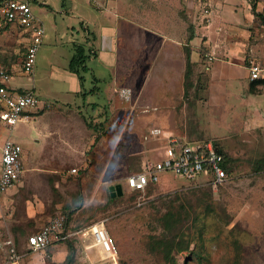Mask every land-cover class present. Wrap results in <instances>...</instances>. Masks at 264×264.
<instances>
[{
  "label": "rangeland",
  "instance_id": "1",
  "mask_svg": "<svg viewBox=\"0 0 264 264\" xmlns=\"http://www.w3.org/2000/svg\"><path fill=\"white\" fill-rule=\"evenodd\" d=\"M47 2L48 6L33 5L34 14L45 28L33 74L15 72L26 43V34L16 26L0 27V67L14 66L11 83L34 89L48 103L62 104L67 99L63 90L68 86L64 70L74 54L75 41L83 40L84 31L78 19H73L75 30L68 27L69 19L58 12L61 0ZM253 2L255 12L260 15L250 10ZM197 6L198 21L206 8L213 17L209 16V23L204 19L198 25L211 24L209 35H204L206 40L211 38L206 45L202 44L204 40L198 42L200 45L194 49L197 54L192 52V59L198 57V67H193L190 78L193 87L188 88L187 98L183 97L182 80L178 99L165 98V91L154 84L146 97L147 105H140L134 94L147 75L134 74L131 83H123V86L131 84V99L110 106L107 89L112 85L108 84L107 74L101 75L99 93L87 100L97 103L95 116L91 105L89 109L86 105L92 115L84 113L87 118L84 110L78 111L80 107L68 106L71 129L83 133L77 140L76 153L53 175L59 178V190H54L60 199L58 209L52 207V193L39 188L44 191L40 198L48 211L53 216L56 212L66 216L73 228L104 220L119 250L118 264H264V169L254 170L257 165H264V88L255 86V92H249L246 68L249 59L264 60V0H200ZM220 55L227 59L214 60L209 64L210 72L204 69L208 57ZM84 75L89 81L91 76ZM77 102L83 103L81 98ZM82 116L94 125L95 132L87 129ZM19 124L11 131L0 124V144L7 138H18L23 132L17 129ZM154 127L185 137L189 142L216 143L231 161L228 179L213 186L162 174L151 191L130 190L124 183L125 177L156 157L163 143V138L144 139ZM24 129L32 134L34 123H25ZM28 162L24 160L22 179ZM72 168L76 172L69 174ZM32 172L34 178L45 177L42 171ZM121 183L122 195L111 197L108 187ZM18 199L20 205L23 200L20 196ZM167 212L175 216L176 230L170 233H176V244L164 258L150 243L165 233L162 218ZM0 220L3 231L4 216ZM21 230L13 237L18 250L25 251L32 227L27 225ZM51 249L30 253L21 264H56L50 258ZM5 261L6 255L0 250V264ZM82 263V254L76 247L72 261L58 264Z\"/></svg>",
  "mask_w": 264,
  "mask_h": 264
},
{
  "label": "crops",
  "instance_id": "2",
  "mask_svg": "<svg viewBox=\"0 0 264 264\" xmlns=\"http://www.w3.org/2000/svg\"><path fill=\"white\" fill-rule=\"evenodd\" d=\"M26 1L30 3L32 10H34V4H45L48 6L47 0L44 2L41 0L42 3L39 2L40 0ZM199 1L61 0V7H57L58 12L69 19L68 27L71 30H75L74 20L78 19L77 22L80 23V27L84 31L83 40L75 41L74 45L76 43L84 44L85 52L88 54L85 62L87 71L83 73L84 82L81 85L77 75L71 72L66 64L64 74L68 78V86L63 91L67 99L62 104L59 101L48 103L42 100L35 93L34 89L19 87L9 80L8 88L10 91L24 92L32 90L38 98L39 103L35 108L26 112L29 115L28 119L19 121L20 124L17 129H23V132L18 138L13 139L22 148L23 171L18 180L8 190L0 194V218L4 216V225L6 226L3 231L0 230V250L7 258V261L1 264H21L24 257L30 253H40L48 248H52L50 250V258L56 264L60 263V261L67 263L72 261L76 247L79 248L82 254V264H118V248L117 256L114 260L105 257L101 248L94 245L89 233L74 234V232L88 225L73 228L69 225L66 216L65 228L69 232L67 240L53 244L41 251H31L27 246V237L37 232L41 226L52 218L61 214L60 212H56L53 216L52 212L48 211V208L45 207L46 203L40 198V194L44 193V191L39 190V188H45L46 191L52 193V207L53 209H58L60 199L56 198L57 193L54 190L58 189L59 178L53 177V175L63 169L69 161V156L76 153L77 140L83 133V131L79 133V131L71 129L69 114H67L69 111L68 106L71 105L75 109L80 107L78 111L84 110L82 111L83 114L86 113L88 116H92L89 115L87 110L89 109L88 106L91 105L93 106L91 107L94 112L93 116H95L97 103L94 101L87 102V100L90 95L99 93L98 83L102 79L101 75L107 74L108 84L112 85L111 88L108 87L107 89V102L110 106H116L122 100L127 101L131 99L133 96L131 84L123 86V83H131L134 74L147 75L145 80H141L144 82L143 84H139L137 88L138 92L134 94L137 103L140 105H147L146 97L150 95L149 91L152 90L154 84L159 89L165 91V98H180L181 89L179 88H181V80L184 81L186 68V49L189 50V58L193 70V67H198V57L192 59V52H196L194 49L203 40L202 44L206 45L211 38L208 37L206 40L204 36L205 34L209 35V30H211L209 26L211 24H206L202 27L198 26L201 22H204V19L209 23L213 18L209 15L211 14L208 11L209 9L206 8L203 10L204 14L201 16L200 21H198L196 10ZM49 7L53 9L52 6L49 5ZM44 16H47V14H44ZM36 17L40 19L37 15ZM23 32L26 34L25 52L29 42V33L24 30ZM224 55L226 56V53ZM210 58L208 57L206 63H204V69L208 72H210V65H212L211 63L214 60L225 61L227 59L225 57L223 60L221 55L220 58L216 56ZM20 63L15 72L20 71ZM230 63L235 64L237 68L242 67L240 64ZM13 68L14 66L10 69H4L8 70L11 74L14 70ZM84 74L91 76L90 80L88 79L89 81H87V77ZM151 75L153 76L150 77ZM248 81L250 83L249 78ZM86 84L90 86L87 88ZM190 87H193L192 84L189 85ZM111 97L114 98L112 102L110 100ZM183 97L187 98L184 94V89ZM80 98L83 102L82 105L77 102ZM76 115V117H79L78 114ZM82 118L83 121H86L87 129L93 132L92 128L94 125L89 124V119L84 120L87 116L86 118L82 116ZM29 121L34 123V132L32 134L24 129V124ZM0 124L4 126L1 120ZM162 132L187 141L185 137L175 135L172 132ZM2 144H0V156ZM26 153L28 156L23 157V154ZM24 160H29V164L26 168V176L22 179L25 172ZM35 170L42 171L45 177L42 179L34 178L32 171ZM19 196L21 201L23 200L20 205ZM17 210L20 212L15 213ZM9 211L10 214L7 215ZM2 222L3 220H0V223ZM27 225L32 227V231L26 237L25 251H20L15 246L13 235L19 233L18 231ZM7 240H10L11 243L5 244L4 242ZM12 249L13 253L10 252ZM16 257L18 258L17 260H15ZM29 262L31 263V261Z\"/></svg>",
  "mask_w": 264,
  "mask_h": 264
},
{
  "label": "built area",
  "instance_id": "3",
  "mask_svg": "<svg viewBox=\"0 0 264 264\" xmlns=\"http://www.w3.org/2000/svg\"><path fill=\"white\" fill-rule=\"evenodd\" d=\"M32 6L26 0H5L0 4V26H16L29 33V42L20 63V72L33 74L36 54L43 42L45 28L33 14ZM209 59H211L209 57ZM250 81L264 78V60L249 59L247 63ZM10 72L0 68V120L11 131L22 119H28L26 114L35 108L39 100L32 90L12 92L8 88ZM163 138L158 155L149 159L142 170L125 177V185L129 189L144 191L149 183H158L162 174H171L183 180L221 185L228 179V174L221 165L223 156L212 141L189 142L173 135H166L159 128H151L144 137L147 141ZM0 194L8 190L23 171L22 148L7 138L1 146L0 156ZM76 172L75 168L68 171ZM66 218L57 215L41 226L37 232L27 237V246L31 251H41L47 247L66 241L69 232L65 228ZM89 233L94 245L101 248L105 257L114 260L117 256L116 244L109 234L105 221H96L74 234ZM10 244V240L4 242ZM13 253V249L10 251ZM18 258L16 257L15 260ZM6 264V263H5Z\"/></svg>",
  "mask_w": 264,
  "mask_h": 264
},
{
  "label": "trees",
  "instance_id": "4",
  "mask_svg": "<svg viewBox=\"0 0 264 264\" xmlns=\"http://www.w3.org/2000/svg\"><path fill=\"white\" fill-rule=\"evenodd\" d=\"M5 0H0V4L2 2H4ZM256 9V4L253 2L252 7L250 10H252V13L254 15H260V13H256L255 10ZM263 24H264V19L262 20ZM1 28H7L8 25L5 26H0ZM85 46L84 44H80V43H76L74 45V54L72 55L69 63H68V69L75 73L80 81V84L83 85L84 82V76L83 73L87 71V67L85 65L86 59L88 57V54L85 52ZM191 73H192V63L190 62V58H189V50L186 49V68H185V73H184V94L188 95V88L190 85V78H191ZM189 83V85H188ZM255 86H260L264 88V78H260V79H256V80H252L249 83V92L250 93H254L255 92ZM215 146H217L216 143H214ZM218 151L222 154L223 156V162H222V166L225 169L226 173L228 174L230 172L231 169V165L230 164V159L229 157L226 155V153L217 146ZM264 169V165H257L256 168L254 169L256 172H259L261 170ZM142 169H139L135 172L141 171ZM134 173V172H132ZM131 174V173H130ZM157 183H149L144 191H151L150 189L152 187H154ZM123 187V185H122ZM133 192H142L139 190H134V189H130ZM143 191V192H144ZM118 196V195H117ZM163 226L165 228V233L163 234L162 237L157 238L155 240H153L151 244V246L154 248H156L157 250H159V252L163 253L164 258H167L169 256V251L174 247V245L176 244L175 239H176V233L175 234H171L170 232H175L176 230V226H175V216L172 212H167L163 218ZM174 225V226H173ZM170 235V236H169Z\"/></svg>",
  "mask_w": 264,
  "mask_h": 264
},
{
  "label": "water",
  "instance_id": "5",
  "mask_svg": "<svg viewBox=\"0 0 264 264\" xmlns=\"http://www.w3.org/2000/svg\"><path fill=\"white\" fill-rule=\"evenodd\" d=\"M109 191H110V195L111 197L114 196H120L122 195L123 191H122V186L120 184L117 185H111L108 187Z\"/></svg>",
  "mask_w": 264,
  "mask_h": 264
}]
</instances>
